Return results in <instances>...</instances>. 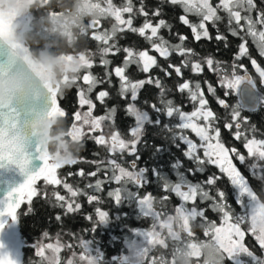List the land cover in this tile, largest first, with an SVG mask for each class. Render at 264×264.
Segmentation results:
<instances>
[{"label": "snow or ice", "instance_id": "6c2138e0", "mask_svg": "<svg viewBox=\"0 0 264 264\" xmlns=\"http://www.w3.org/2000/svg\"><path fill=\"white\" fill-rule=\"evenodd\" d=\"M260 3L264 4V0H260ZM163 4L181 8L183 14L179 17L180 23L191 29L195 41L213 39L209 32L211 24L216 28L215 39L223 41L227 46V36L217 27L226 19L228 34L241 40L235 60L248 56L249 40L257 47L259 54L264 56V8L259 7L257 0H161V5ZM95 7L98 14L90 19L84 38L89 36L91 30V38L101 45L99 55L100 64L105 68L103 77L93 75L90 71L97 53L74 49L66 59L79 61L81 70L78 75H65L63 81L56 85L46 82L33 89L30 94L14 93L8 103H0V169H4L6 165H15L25 177L22 182L10 186L5 195L0 196V264H22L20 258L8 250L3 234L7 226L18 222L17 209L21 204L27 203L31 210L33 198L37 197L62 209L63 216L81 212L80 197H85L88 205L97 206L93 213L84 216L92 224L90 229L84 230L85 233H91L90 238L69 233L72 242H65L61 233L53 238L45 231L42 238L32 244L37 260H30L29 264H104L101 251L96 247L94 233L97 227L116 220L109 211L98 206L104 203L100 193L104 191L106 184L116 185L107 191V198L113 205L133 203L141 217L152 221L150 228L134 230L140 242L133 241L129 245L132 250L130 255L114 258V264H145L146 261L147 264H178V260L189 251L199 259L202 248L213 250L210 259L205 257V264H224L225 259L232 264H248L242 257L249 258L252 264H264V259L257 257L244 243L246 234H250L264 250V200L257 195L248 177L238 167V164L245 167L253 178L264 182V138L258 139L256 129L247 126V118L242 116L240 105H228L224 99L217 98L219 105L228 110L229 119L224 127L229 131L235 129L233 138L243 143L246 155L235 147H226L217 125L219 117L209 107L199 82L185 80L176 85L179 93H187L192 104V111L186 112L167 98L168 90L151 73L158 69L165 77H171L175 73L182 79L183 69L199 74L206 66L216 72L224 71L219 83L228 89L237 88L242 81L253 78L246 71L244 75L237 74V67L243 68V65L233 63L229 74L211 56L197 58L198 54L185 46L187 37L182 34H175L179 41L176 44L165 39L161 34L162 30L167 29L171 33L172 26L167 20L160 18L163 14L162 7L155 8L151 14L145 9L143 0L138 8L134 6L133 0H125L119 6L113 0H97ZM136 16L143 17V23L139 27L133 24ZM193 16L197 18L196 22L190 19ZM101 19L113 21L110 30L99 31ZM20 22L30 24L31 16L20 17ZM6 27L3 14L0 13V36L4 34ZM126 32L143 38L147 47L139 49L135 46H119L117 37ZM0 46H5L2 39ZM6 48V52L0 48V77L15 67L16 53L13 47ZM152 52L157 55L151 54ZM119 53L124 54L122 64L110 69L111 61L106 57ZM173 54L181 58L179 64L170 62L169 58ZM158 57L163 58L166 66L161 65ZM251 63L255 66L257 62L251 59ZM132 66H135L138 73L145 74V78L133 80ZM257 71L264 82V70L257 68ZM113 77L118 81L117 95L126 100L130 96L125 113L134 118V124L129 127L127 135L116 127L115 107L108 108L103 115L93 114L97 102L105 105L110 92L100 90L96 93L95 102L90 94L104 84L113 87ZM73 85L77 86L78 106L72 114L67 135L74 142L93 140L107 149L108 159L91 161L96 165L95 171L85 173L80 169L76 173L69 172L67 176H62L58 170L65 165H75L82 161L78 157L64 161L55 159L40 143L36 129L43 119L55 116L65 119L67 113L59 105L58 98L65 89ZM145 85H155L160 89L158 102L148 105L153 115L137 107L140 90ZM207 91L215 95V89L211 85H208ZM161 117L178 122L162 125ZM146 125L158 128L162 126V131L168 133V139L177 149H180L181 143L185 146L181 149L183 157L192 164V167H185L180 159H176L171 164L175 180L169 179L156 167L151 169V175L156 178L161 190L174 194L180 201L171 211L166 208L169 199L167 195H162L158 200L150 192L141 194L150 183L149 169L137 167V161L140 160L138 145L147 146L143 141ZM189 132L197 139L190 138ZM167 150L155 146L154 155ZM125 156L134 159L125 162ZM125 163L127 167L124 166ZM208 166L216 167L219 175L213 174L197 182L189 179V176L203 174ZM101 172L103 179L97 178ZM73 175L90 182L80 188L68 182V178ZM93 178L94 182H91ZM222 178H227L234 193L240 197L238 203H245V197L247 198L250 211L247 207L244 213L237 214L234 211L227 202L226 193L215 187ZM40 181L43 182L42 186H38ZM0 187H3L2 181ZM60 189L65 190L66 194H62ZM89 190L93 194H89ZM204 204L207 207L201 206ZM208 209L220 214L219 224L208 220ZM198 218L202 223L197 225ZM55 220L61 222L62 215L57 214ZM245 224L248 225L246 229L241 227ZM194 225L204 229L207 241H196ZM45 240L51 242L45 243ZM77 248L80 249L79 252L76 251ZM157 249L168 250L171 258L163 253L158 256L150 255ZM64 250L70 251L71 255L62 261L60 253Z\"/></svg>", "mask_w": 264, "mask_h": 264}, {"label": "trees", "instance_id": "16d2710c", "mask_svg": "<svg viewBox=\"0 0 264 264\" xmlns=\"http://www.w3.org/2000/svg\"><path fill=\"white\" fill-rule=\"evenodd\" d=\"M113 2L119 6L122 5L125 0H113ZM140 2L141 0H133V4L136 8L140 6ZM143 3L145 9L148 10L150 14L155 8L162 7L163 14L160 18L167 20L172 26L171 33H169L167 29L162 30L161 34L165 37V39H168L171 43L176 44L179 43L178 39L175 38L176 33L186 36L187 40L184 42V44L186 47L192 48L198 54L197 58L203 59L205 57L211 56L214 60L219 61L221 68L226 70L229 74L231 73V66L233 63L237 65H243V68L237 67V74L242 75L245 71H248L258 82L260 96L264 99V84L262 83L256 70L257 68L264 70V56L259 54L257 47L252 43L251 40H249L248 56L241 57L239 60H235L234 57L238 53V46L240 45L241 40L228 34L225 27L226 19L217 27H219L220 32L227 36V46H225L223 41H217L215 39L217 34L216 28H214L211 24L209 25V32L213 39L210 41L207 39H201L199 42H197L193 39L191 29L180 23L179 17L183 14L180 7L168 4L161 5V0H143ZM257 3L259 7L264 8V4H261L260 0H257ZM43 11V9L36 11L35 16L37 19L35 20L32 15H27L31 16V22L30 24H26L28 27L34 29V34L40 40V48L49 47L53 43L60 41V37L57 34L51 33L43 26L42 22L39 21L38 18L41 16ZM125 18H127V14H125ZM90 19L91 18L86 19L85 23L88 24ZM190 19L193 22H196L197 20V18L194 16L190 17ZM112 23L113 21L110 19H101L99 31L110 30ZM142 23L143 17L136 16L133 21L134 26L139 27ZM117 40L119 46L121 47L135 46L139 49H144L147 47V42L144 41L143 38L130 32L119 35ZM100 47L101 45L91 38V30H89V36L81 41L76 42L75 46L70 47L68 51L72 53L73 50L76 49L77 51L87 50L97 53L94 57V65L90 71L93 75L103 77L105 68L100 64ZM56 50H59V44H57ZM151 54L157 55L155 52H152ZM249 56L251 59L256 60L257 63L255 66L251 63ZM106 58L111 61L109 66L111 69L122 64L124 54H110ZM169 59L171 63L179 64L181 58L177 54H173ZM158 61L162 66H166L163 58L158 57ZM182 71V79L177 77L175 73H173L171 77H165L158 69L154 70L151 75L158 77L161 80V84L168 90L169 95L167 98L173 100L174 104L180 106L182 110L186 112L192 111V104L188 100L187 93H179L176 90V85L184 82L185 80L199 82L203 94L208 100L209 107L213 110L217 117H219L217 120V125L220 127L221 140L226 147H235L241 153L246 155V150L243 147V143L233 138V132L235 129L229 131L224 127V124L229 119L228 110L219 105L217 98L224 99L228 105H240L242 109V116L247 118V126L254 127L256 129V136L258 139L264 138V103L259 107L247 109L246 106L242 104L240 97L236 92V88L228 89L227 87H222L220 85V76L224 74V71L216 72L209 70L206 66L204 67V71L199 74H194L189 69H183ZM81 75H83V72ZM131 75L133 80L145 78V74L138 73L135 66H132L131 68ZM208 85H211L215 89V95H212L207 91ZM81 86L86 87L85 85ZM117 86L118 81L115 77H113V87L110 88L107 84H104L93 90L90 95L94 102L96 93L100 90H108L110 92V98L106 99L105 105H100L97 102V108L94 110L93 114L103 115L108 108L115 107L117 109L115 117L116 127L119 128L122 133L127 135L129 127L134 124V118L127 116L125 113V107L130 101V96L128 100L122 99L119 95H117ZM159 93L160 89L155 85H145L144 88L140 90L137 107L141 108L142 110L149 111V114L153 115V113L149 110L148 105L158 102ZM58 102L67 113L65 121L66 128H68L72 122V114L77 110L78 106L77 86L73 85L71 88L65 89L63 95L58 98ZM161 121L162 125L164 123L172 124L178 122L175 119L170 121L166 117H161ZM188 135L194 140L197 139L191 132H189ZM143 141L147 146L144 147L138 145V148L140 149V160L137 161V167H147L149 169L148 177L150 183L145 189L142 190L141 194L144 192H150L153 196L157 197L158 200L162 195H167L169 199L166 202V208L171 211L179 205L180 201L174 194L166 193L161 190L156 178L151 175V169L156 167L166 174L169 179L175 180L176 177L174 171L171 168V164L174 163L176 159H180L184 163L185 167H192L191 162L185 160L183 157L181 149H183L185 146L181 143L180 149H177L171 143L170 139H168V133L162 131V126L158 128L146 125ZM177 143L180 142L177 141ZM82 145L83 147L77 156L82 162H78L77 164L70 166L65 165L63 168L58 170L60 175L67 176L69 172L76 173L80 169H83L85 173L95 171L96 165L90 163L91 161H101L108 159L107 149L97 145L93 140L85 139L82 142ZM155 146L167 148L168 150L163 153H156L154 155ZM131 159H134V157H124L125 162H130ZM124 166L127 167V163H125ZM238 166L240 167L241 172L246 177H248L249 182L257 195L261 197L262 200H264V182L253 178L245 167L240 166L239 164ZM213 174L219 175L218 169L214 166H208L203 174H197L195 177L189 176V179H191L193 182L202 181ZM97 178L103 179V172L99 173ZM94 179L95 178H93L91 182H94ZM68 182L79 186L80 188H84L85 185L90 181L73 175L72 177L68 178ZM42 184L43 182L40 181L38 186H42ZM111 187H116V185L106 184L104 186V191L100 193L104 199V203L98 206H100L103 210L109 211L113 218L116 217V220L97 227L94 233L96 237V247L101 251L104 264H114V258L130 255L132 250L129 245L133 241H136L137 243L140 242L139 237L136 235V231L134 230L148 229L151 227L152 223L150 218H143L138 214V210L135 208L133 203L126 202L120 206L113 205L112 201L107 198V191ZM215 187L223 190L226 193L227 202L232 206L237 214L244 213L246 207L249 211L251 210V206L248 204L246 197L245 203L237 202L240 197L234 193V190L227 178H222L217 182ZM49 191H51V188H49ZM60 191L62 194H66L65 190L60 189ZM214 191L215 189H213V192ZM89 194H93L91 190H89ZM79 202L82 204L81 212L77 214H70L68 216H63V210L59 207H53L52 202L38 197L33 198L31 210H29V205L27 203L21 204L20 210L18 212V222L20 234L24 242L22 264H29L30 260H37L32 244L40 240L42 238V234L45 231H47L53 238L57 233H61L62 240L65 242H72V237L69 235V233L83 235L85 239L91 237V233L84 232L85 229H90L92 227V224L84 219V216L86 214L93 213V209L97 205H88L87 199L85 197H80ZM201 206L207 207V204ZM157 207L159 208V205H157ZM125 213L127 215H124ZM57 214L62 215L61 222H57L55 220V216ZM206 215L209 221H214L216 224L220 223L219 213L208 209ZM201 223L202 221H200L198 218L196 224L198 225ZM241 227L246 229L248 225L245 224ZM194 233L197 242L207 241L208 238L204 235V229L202 227H197L194 225ZM44 242L48 243L51 241L45 240ZM244 243L257 257L264 259V250L259 247L257 241L250 234H246ZM76 251L79 252L80 249L77 248ZM161 253H163L165 256H168L169 259L171 258L168 250L157 249L150 253V255L158 256ZM70 255L71 252L68 250H64L60 253L62 261L66 260ZM242 258L246 259L248 264H252L249 258ZM145 264H147V261ZM224 264H232V262L225 259Z\"/></svg>", "mask_w": 264, "mask_h": 264}, {"label": "clouds", "instance_id": "9594fccd", "mask_svg": "<svg viewBox=\"0 0 264 264\" xmlns=\"http://www.w3.org/2000/svg\"><path fill=\"white\" fill-rule=\"evenodd\" d=\"M97 0H0V13L7 24L0 39L5 46L13 47L16 53L15 67L0 77V103H8L13 94H30L44 84L61 83L65 75L75 77L81 70L77 59L68 61L66 56L75 43L84 39L88 24L85 20L98 14ZM43 9L38 18L43 26L60 37V41L40 48V40L34 29L20 22V17L32 15ZM57 13L53 15L52 13ZM59 44V50H56ZM38 139L42 146L60 161L75 159L82 143L74 142L67 135L66 121L55 116L43 119L37 125ZM213 255L210 248L201 249L197 259L189 253L183 255L178 264H205V257ZM202 258V259H201Z\"/></svg>", "mask_w": 264, "mask_h": 264}, {"label": "water", "instance_id": "95a60500", "mask_svg": "<svg viewBox=\"0 0 264 264\" xmlns=\"http://www.w3.org/2000/svg\"><path fill=\"white\" fill-rule=\"evenodd\" d=\"M0 48L5 52L7 51L6 46H0ZM239 96L247 109H253L258 103V92L248 81L242 84ZM249 99L252 100L253 103H247V100ZM24 179V175L15 165H6L4 169H0V181L3 182V187H0V196L5 195L10 186H14L16 183L22 182ZM19 210L20 208L17 209V212H19Z\"/></svg>", "mask_w": 264, "mask_h": 264}, {"label": "rangeland", "instance_id": "374dc122", "mask_svg": "<svg viewBox=\"0 0 264 264\" xmlns=\"http://www.w3.org/2000/svg\"><path fill=\"white\" fill-rule=\"evenodd\" d=\"M22 24L26 25L25 23H22ZM244 74L245 73H243V75ZM247 81H250L255 86L254 80H244L237 87V92H239V89L242 86V84ZM3 238L6 244L8 245V250L11 251L13 255L18 256L22 262L24 242L20 234L19 222H13L9 226H7L4 231Z\"/></svg>", "mask_w": 264, "mask_h": 264}, {"label": "flooded vegetation", "instance_id": "af4514ba", "mask_svg": "<svg viewBox=\"0 0 264 264\" xmlns=\"http://www.w3.org/2000/svg\"><path fill=\"white\" fill-rule=\"evenodd\" d=\"M257 68V67H256ZM257 70V69H256ZM258 72V71H257ZM245 73V72H244ZM246 73L248 74V75H250L251 77H252V75L248 72V71H246ZM243 75V74H242ZM258 75H259V72H258ZM253 78V80L255 81V86L250 82V81H248L251 85H253V87L257 90V92H258V95H259V99H258V103L256 104V106L255 107H259L260 105H262L263 103H264V99L263 98H261V96H260V90H259V86H258V82L255 80V78L254 77H252ZM263 84H264V82H262ZM241 88V87H240ZM236 92H237V88H236ZM239 92H240V89H239ZM239 92H237L238 93V95H239ZM240 97V96H239ZM241 100V99H240ZM241 102H242V100H241ZM253 103V101L252 100H247V103ZM242 104H244L243 102H242ZM245 105V104H244ZM254 105V104H253ZM239 167V166H238Z\"/></svg>", "mask_w": 264, "mask_h": 264}]
</instances>
